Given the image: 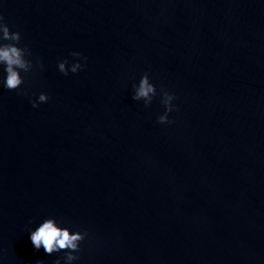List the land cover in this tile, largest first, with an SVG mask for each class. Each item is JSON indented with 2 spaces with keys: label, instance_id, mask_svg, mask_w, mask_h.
I'll return each instance as SVG.
<instances>
[{
  "label": "water",
  "instance_id": "1",
  "mask_svg": "<svg viewBox=\"0 0 264 264\" xmlns=\"http://www.w3.org/2000/svg\"><path fill=\"white\" fill-rule=\"evenodd\" d=\"M0 15L33 64L12 91L0 65V264H65L31 242L49 218L87 233L71 264H264V0H0ZM145 73L148 107L131 98Z\"/></svg>",
  "mask_w": 264,
  "mask_h": 264
},
{
  "label": "clouds",
  "instance_id": "2",
  "mask_svg": "<svg viewBox=\"0 0 264 264\" xmlns=\"http://www.w3.org/2000/svg\"><path fill=\"white\" fill-rule=\"evenodd\" d=\"M0 41H9V43H0V65L3 66V70L6 73V79L2 81L3 87L9 91L16 90L24 82L20 76V70L27 73L32 67V61L26 59L31 55V51L27 47H18L21 36L19 32H10L8 26L3 21V16L0 15ZM73 57L80 58L81 54L78 52L70 53ZM39 63V61H37ZM68 64L67 60L58 62V69L64 75L68 74V71L76 73L83 66L80 63L71 64V68H66ZM132 100L144 101V106L148 107L156 95L155 86L150 83L149 76L145 73L138 83L133 85ZM161 103L165 106V113L158 117L159 123H173L168 119V113L175 110V106L171 103L175 99L174 94L169 93L163 88L160 89ZM49 97L41 93L38 96L37 101L32 102V107H37L40 102H47ZM58 223L63 221H57L53 218L45 219L35 230L30 231V239L33 246L39 250L41 247L44 252L51 255L56 252L64 251L63 257L65 264H71L72 261L78 259L73 255V252L80 251L79 244L87 235L86 232H70L67 227H59ZM37 264H42L41 261H37ZM53 264H60V259L57 258Z\"/></svg>",
  "mask_w": 264,
  "mask_h": 264
}]
</instances>
